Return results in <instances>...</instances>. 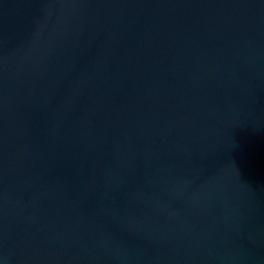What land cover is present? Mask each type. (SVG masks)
<instances>
[{"label": "water", "instance_id": "1", "mask_svg": "<svg viewBox=\"0 0 264 264\" xmlns=\"http://www.w3.org/2000/svg\"><path fill=\"white\" fill-rule=\"evenodd\" d=\"M0 264H264V0H0Z\"/></svg>", "mask_w": 264, "mask_h": 264}]
</instances>
